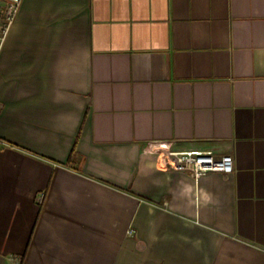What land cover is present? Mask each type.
Returning <instances> with one entry per match:
<instances>
[{"label": "crops", "instance_id": "obj_1", "mask_svg": "<svg viewBox=\"0 0 264 264\" xmlns=\"http://www.w3.org/2000/svg\"><path fill=\"white\" fill-rule=\"evenodd\" d=\"M167 149L235 172L195 180ZM0 264H264V0H23Z\"/></svg>", "mask_w": 264, "mask_h": 264}, {"label": "built area", "instance_id": "obj_2", "mask_svg": "<svg viewBox=\"0 0 264 264\" xmlns=\"http://www.w3.org/2000/svg\"><path fill=\"white\" fill-rule=\"evenodd\" d=\"M22 1L0 0V51L16 21ZM162 159L167 170L187 173L195 180L210 173L232 175L235 172V159L232 155L218 156L210 149H167L162 153Z\"/></svg>", "mask_w": 264, "mask_h": 264}]
</instances>
